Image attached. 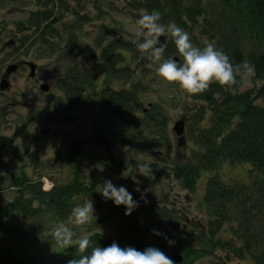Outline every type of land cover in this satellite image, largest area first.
Instances as JSON below:
<instances>
[{"label":"trees","instance_id":"obj_1","mask_svg":"<svg viewBox=\"0 0 264 264\" xmlns=\"http://www.w3.org/2000/svg\"><path fill=\"white\" fill-rule=\"evenodd\" d=\"M7 8L24 13L0 23V40L15 43L12 54L22 57L11 65H35L42 84L53 82L57 107L36 110L0 89V264H68L78 258L75 246L61 248L52 238L61 224L73 229L74 239L89 237L91 247L114 241L139 251L155 247L174 264H264V0H0V9ZM153 10L161 13L160 23L175 22L187 31L195 46L212 43L234 65L249 61L261 91L256 84L244 89L239 76L231 90L214 83L194 96L161 81L157 65L136 50L135 35L116 18L137 21ZM167 39L165 58L180 63ZM29 54L39 61L24 58ZM175 112L185 122L183 140L170 125ZM102 114L123 124L114 141ZM44 120L73 126L62 133L67 147L49 157L32 129ZM87 145L103 152L86 151ZM116 145L123 157L115 155ZM87 159L110 175L88 173ZM137 162H149L153 170L140 192ZM225 162L248 165L249 181L224 182L219 171ZM207 173L192 217L172 197V185L195 193ZM110 178L138 201L130 215L98 192ZM165 183L162 198L150 194ZM89 199L95 217L75 226L71 209ZM103 225L112 233L100 231Z\"/></svg>","mask_w":264,"mask_h":264},{"label":"clouds","instance_id":"obj_2","mask_svg":"<svg viewBox=\"0 0 264 264\" xmlns=\"http://www.w3.org/2000/svg\"><path fill=\"white\" fill-rule=\"evenodd\" d=\"M160 20L161 13L158 10L142 13L136 21L137 26L134 30L136 39L131 43L151 61V64L157 65L156 76L166 84L178 85L184 94L194 96L204 93L214 83L231 90L237 85L238 76L243 79L253 72L249 61L234 65L229 56L217 49L214 44L208 43L203 48L197 47L192 43L189 33L182 27L175 22L164 25L159 22ZM161 36L171 38L181 57L180 63L171 57L165 58V46L160 41ZM137 173L151 179L153 176L151 163L137 162ZM136 191H141L139 185ZM98 192L106 201L112 200L116 206L124 205L125 215H130L139 206L138 201L133 199L126 187H117L111 180L106 179ZM141 198H144L143 193ZM94 212V203L89 199L83 205H76L71 209L70 220L75 226H84L92 222ZM51 235L61 248L75 246V256L78 258L70 259L68 264H174L172 259L155 247L139 251L132 246L122 248L115 241L107 247H91L89 237L74 239L76 233L63 224L56 226Z\"/></svg>","mask_w":264,"mask_h":264},{"label":"rangeland","instance_id":"obj_3","mask_svg":"<svg viewBox=\"0 0 264 264\" xmlns=\"http://www.w3.org/2000/svg\"><path fill=\"white\" fill-rule=\"evenodd\" d=\"M10 8L7 9H0V23L6 20H13V19H19L24 17V13H19L18 11L12 12L9 11ZM119 19L120 22H122L123 26L125 27V30L130 36L134 35V30L136 28V20L133 17H129L126 15H118L116 17ZM8 39V38H6ZM1 41L0 40V80H2V75L6 72V69H8L9 66L13 63H18L21 61L22 57L20 55H13V49L14 47L13 44L15 43H9L7 40ZM35 57V59H34ZM27 58L28 60H34L35 62H38L39 60L36 58V56L33 54L31 56L29 54V57H24ZM42 63V62H41ZM10 64V65H9ZM15 73V72H13ZM11 73V75L13 74ZM31 69H22L20 72L14 74L11 76L9 79V88L4 90L5 95H9L13 97L14 99L18 100H23L25 103L28 104V106L37 108L36 110H49V112L54 111L56 109L55 105V96L57 94V90L52 82V90L53 93L51 95H45L41 89L40 86L42 85L43 80L37 75L32 77L31 76ZM48 82V81H46ZM1 83V81H0ZM255 82L253 81L252 73L249 75L244 76V89L247 88H253L255 86ZM258 86V89L260 88V91L262 89L261 83L256 84ZM25 95V96H24ZM155 96L153 94H150L149 98L152 100ZM3 97H0V107H1V102L3 101ZM52 114V113H50ZM93 117H97L100 115H95L92 114ZM172 120H171V128L174 126L175 122L179 121L181 119L179 112H175L172 115ZM14 116H11L10 119H13ZM102 125L104 128H106V133L109 134L114 141L116 139L117 134L123 129V124L121 122H117L116 119L109 115V114H102ZM44 125L43 127L40 126L39 122L34 123L32 125L34 137L38 138V142L42 145L43 149V156L44 157H49L57 154L58 150L60 149H65L67 147V141H66V136L62 135L63 131H70L72 130L73 126L70 123H65V122H58V121H53V120H44L43 121ZM90 125H92V122H88L84 127L87 129L90 128ZM45 128H51L53 130V134L50 136L47 135H42L41 136V131ZM174 136V135H173ZM174 142H176L175 136L173 138ZM28 141H26L27 145ZM86 151H93L99 153L103 152L99 150L100 148L97 145H87L86 146ZM114 153L115 155H118L120 157H123V149H121L120 146L116 145L114 148ZM86 165V170L88 173L91 171H95L98 173L97 175L99 177H103L102 174L105 175H110L109 172L105 171V168L101 166L98 161L94 162V159H87L85 162ZM103 169V171H101ZM249 166L245 164H237V165H232L230 162H225L223 166L220 168L219 175L221 179L226 182V183H245L248 182L250 179V170ZM130 171V170H129ZM128 171V172H129ZM208 173L204 175L203 181H201L200 186H198L197 191L195 193H190L188 191L182 190L177 184L172 185V197L177 200H181L183 207L192 210L191 216H195L196 214V201L202 196L204 192V186H205V181L208 177ZM126 176V175H125ZM134 180L141 187L146 179V177L140 175L139 173H135L134 175ZM111 180V178L109 179ZM112 180H115V177H112ZM166 185H156L153 191H151V195H156L158 198H162L163 192L167 191L166 190ZM51 187V182L48 179H45V188L48 189ZM193 214V215H192ZM100 231H103L104 233H112V228L108 227L106 225H103L100 227ZM46 249L49 248V246H45ZM45 249V250H46ZM46 252V251H44ZM237 264V263H234Z\"/></svg>","mask_w":264,"mask_h":264},{"label":"water","instance_id":"obj_4","mask_svg":"<svg viewBox=\"0 0 264 264\" xmlns=\"http://www.w3.org/2000/svg\"><path fill=\"white\" fill-rule=\"evenodd\" d=\"M167 37L166 36H161L160 37V41L163 45L166 44L167 42ZM177 61L179 60L178 58L176 59ZM28 66L31 67L32 69V74L31 76L34 77L35 76V70H36V66L33 64H28ZM18 69L17 65H11L8 67V69L6 70V76H9L11 73L15 72ZM6 76L2 79L1 83H0V89L1 90H6L9 88L10 84L9 81L7 80ZM41 90L44 93H48L51 90V86L47 83H44L41 85ZM174 132L177 134L178 137H180L181 140H183V135L185 133V122L183 120H179L177 122H175L174 127H173ZM51 132L50 128H46L42 130V133L44 135H48ZM173 259L176 262H180L182 260L181 255H174Z\"/></svg>","mask_w":264,"mask_h":264},{"label":"flooded vegetation","instance_id":"obj_5","mask_svg":"<svg viewBox=\"0 0 264 264\" xmlns=\"http://www.w3.org/2000/svg\"><path fill=\"white\" fill-rule=\"evenodd\" d=\"M10 65V64H9ZM19 67H20V69H18L16 72L18 73V72H20L23 68L24 69H27V70H29L30 68L26 65V64H23V66L21 65V63L19 64ZM16 74V73H15ZM3 76L4 75H2L1 77H2V79H3ZM12 76V75H11ZM11 76H9L8 77V81H9V79L11 78ZM0 81H2V80H0ZM52 90V89H51ZM51 94V92L49 91V93H47V94H45V95H50Z\"/></svg>","mask_w":264,"mask_h":264}]
</instances>
